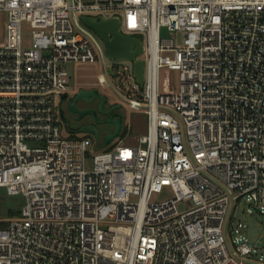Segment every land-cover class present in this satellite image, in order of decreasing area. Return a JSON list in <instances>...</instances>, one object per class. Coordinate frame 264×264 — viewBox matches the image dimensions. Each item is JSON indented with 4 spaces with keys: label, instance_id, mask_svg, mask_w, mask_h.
<instances>
[{
    "label": "built area",
    "instance_id": "built-area-1",
    "mask_svg": "<svg viewBox=\"0 0 264 264\" xmlns=\"http://www.w3.org/2000/svg\"><path fill=\"white\" fill-rule=\"evenodd\" d=\"M0 13V187L28 198L0 218V264H250L232 221L245 199L264 217V0H0ZM83 15L143 40V86L133 64L107 66ZM100 59V83H129L116 87L147 131L92 152L64 135L58 100L66 63Z\"/></svg>",
    "mask_w": 264,
    "mask_h": 264
},
{
    "label": "rangeland",
    "instance_id": "rangeland-1",
    "mask_svg": "<svg viewBox=\"0 0 264 264\" xmlns=\"http://www.w3.org/2000/svg\"><path fill=\"white\" fill-rule=\"evenodd\" d=\"M7 15L5 13H0V44L5 43L7 37ZM83 24L90 29L100 41L106 58L107 66H111L116 63V60L110 59L108 53L104 47L102 38L96 33V31L84 22ZM25 28L30 30L29 23H25ZM174 35H177L176 32H171L165 28L162 29L163 38H172ZM178 40H181L182 36L178 33ZM124 63L132 67V62L124 60ZM66 68L71 75V85L76 90L80 87H92L94 85L99 86L100 89L107 94L110 99H114L115 91L112 86L102 85L99 82V75L103 73V64L101 59L96 62H68L66 63ZM164 77L168 76L174 86L175 90H178L180 84V74L178 71H171L169 75L167 73L163 75ZM110 78V77H109ZM111 80V79H110ZM128 82L123 81H114L113 85L118 86L120 89H124L128 86ZM72 90V89H71ZM70 90V91H71ZM74 91V90H73ZM124 93V92H123ZM72 94V92H71ZM61 100H58V106L60 105ZM126 123H129V130L124 128L123 132L115 138L114 144H134L136 141L137 135L143 133L147 126V114L143 110H134L129 107L128 102L123 100V109H122ZM102 117H105V114H102ZM102 134L110 130V126H101ZM69 131V130H68ZM126 131L127 134H126ZM66 137H84L85 135H78L75 133L64 132ZM94 139V145L92 146V152L98 151L97 138ZM93 164V154H89L86 161V167L90 168ZM174 196L172 187L167 186L163 189L162 192L154 193L152 200L153 201H162L167 200ZM28 203V198L24 193H9L6 187H0V215L9 220L15 218L14 215H18L23 211L24 207ZM252 209V212L249 211ZM16 213V214H13ZM13 214V215H12ZM234 226H237L240 222L246 224V227L243 228V234H245L251 245H253L257 252L249 257L250 264H263L259 262V255L264 254V217L257 209H255L246 199L242 201L236 208L234 214V220L232 221Z\"/></svg>",
    "mask_w": 264,
    "mask_h": 264
},
{
    "label": "flooded vegetation",
    "instance_id": "flooded-vegetation-1",
    "mask_svg": "<svg viewBox=\"0 0 264 264\" xmlns=\"http://www.w3.org/2000/svg\"><path fill=\"white\" fill-rule=\"evenodd\" d=\"M107 86L113 87L115 91L114 99H110V97L96 85L92 87H80L77 90L76 88H72L71 91L67 92L59 105V117L62 125L72 133L78 135L96 138L97 134H99V142L103 144L104 137L115 132L117 127L116 123L121 117V134L126 124V119L122 111L124 98L116 86L114 87L113 84ZM102 109L107 112L110 111V113L102 117V114H104ZM62 110L64 111V117L62 115L61 118L60 113ZM102 125L107 127L110 126V130L102 134ZM84 128L91 129L92 132L85 133L82 131Z\"/></svg>",
    "mask_w": 264,
    "mask_h": 264
},
{
    "label": "water",
    "instance_id": "water-1",
    "mask_svg": "<svg viewBox=\"0 0 264 264\" xmlns=\"http://www.w3.org/2000/svg\"><path fill=\"white\" fill-rule=\"evenodd\" d=\"M82 21L94 29L96 33L102 38L104 47L110 59L113 60H130L134 65V74L137 81L143 86L145 83V68L146 62L142 58L145 52V45L140 37L127 35L121 30V18L115 16L112 18H105L102 16H81ZM83 91V90H82ZM66 93L63 95V98ZM104 114H109L106 110L102 109ZM62 110L60 115L64 117ZM117 127L114 133L108 134L104 137V144L109 145L116 137L119 136L122 128V118L120 117L116 123ZM85 133H91L92 130L84 128ZM98 142L100 139L99 134L96 136Z\"/></svg>",
    "mask_w": 264,
    "mask_h": 264
},
{
    "label": "crops",
    "instance_id": "crops-1",
    "mask_svg": "<svg viewBox=\"0 0 264 264\" xmlns=\"http://www.w3.org/2000/svg\"><path fill=\"white\" fill-rule=\"evenodd\" d=\"M99 82H100V81H99ZM102 85H103V84H102ZM72 88H73V87H72ZM129 125H130L129 123H126V124H125V128H127V126H128V129H127V130H129ZM130 126H131V125H130ZM146 131H147V126H146L145 131H144L143 133L137 135V136L139 137L140 135L144 134ZM127 132H128V131H126V134H127ZM138 137L135 138L136 141H135L134 144L137 143V141H138ZM114 140H115V139H114ZM114 140H113L109 145H107V146H106L104 143L101 144L100 142L97 141L98 150L103 149V148H110V147L114 146V145H115V144L113 145Z\"/></svg>",
    "mask_w": 264,
    "mask_h": 264
},
{
    "label": "trees",
    "instance_id": "trees-1",
    "mask_svg": "<svg viewBox=\"0 0 264 264\" xmlns=\"http://www.w3.org/2000/svg\"><path fill=\"white\" fill-rule=\"evenodd\" d=\"M13 214H16V213H13ZM13 214H12V215H13ZM0 218H3V217L0 215Z\"/></svg>",
    "mask_w": 264,
    "mask_h": 264
}]
</instances>
